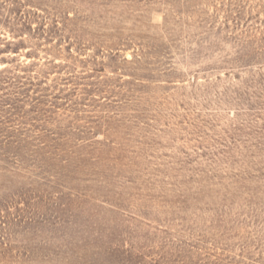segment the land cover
Here are the masks:
<instances>
[{
	"label": "rangeland",
	"instance_id": "1",
	"mask_svg": "<svg viewBox=\"0 0 264 264\" xmlns=\"http://www.w3.org/2000/svg\"><path fill=\"white\" fill-rule=\"evenodd\" d=\"M0 264H264V0H0Z\"/></svg>",
	"mask_w": 264,
	"mask_h": 264
}]
</instances>
